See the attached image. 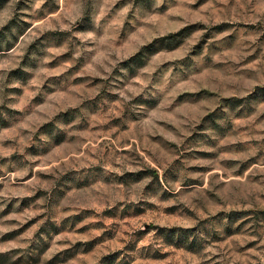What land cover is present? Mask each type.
I'll return each instance as SVG.
<instances>
[{
    "label": "rangeland",
    "instance_id": "obj_1",
    "mask_svg": "<svg viewBox=\"0 0 264 264\" xmlns=\"http://www.w3.org/2000/svg\"><path fill=\"white\" fill-rule=\"evenodd\" d=\"M0 264H264V0H0Z\"/></svg>",
    "mask_w": 264,
    "mask_h": 264
},
{
    "label": "clouds",
    "instance_id": "obj_2",
    "mask_svg": "<svg viewBox=\"0 0 264 264\" xmlns=\"http://www.w3.org/2000/svg\"><path fill=\"white\" fill-rule=\"evenodd\" d=\"M56 125H57V126L53 129V131H52L51 133H44L43 136H44V137H54V136L56 135V133L58 132V130H59L60 122L57 121V122H56ZM233 206H235V207H239L240 205H239V204H236V205H233ZM210 215H211V213H210ZM223 223H225V221L217 220V221H214L213 223L208 224L207 227L210 228V227L213 226V224H216L217 226H220V225H222ZM202 234H203V233H202Z\"/></svg>",
    "mask_w": 264,
    "mask_h": 264
}]
</instances>
